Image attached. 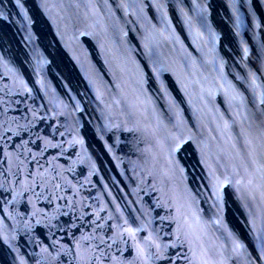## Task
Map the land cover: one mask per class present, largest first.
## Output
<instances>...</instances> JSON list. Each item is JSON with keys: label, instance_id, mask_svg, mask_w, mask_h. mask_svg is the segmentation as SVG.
<instances>
[{"label": "water", "instance_id": "obj_1", "mask_svg": "<svg viewBox=\"0 0 264 264\" xmlns=\"http://www.w3.org/2000/svg\"><path fill=\"white\" fill-rule=\"evenodd\" d=\"M0 264H264V0H0Z\"/></svg>", "mask_w": 264, "mask_h": 264}]
</instances>
